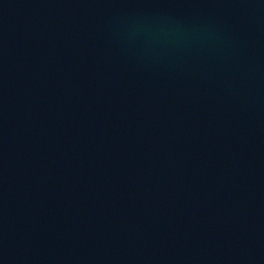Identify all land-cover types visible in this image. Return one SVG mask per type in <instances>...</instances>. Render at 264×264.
Segmentation results:
<instances>
[{"label":"water","instance_id":"water-1","mask_svg":"<svg viewBox=\"0 0 264 264\" xmlns=\"http://www.w3.org/2000/svg\"><path fill=\"white\" fill-rule=\"evenodd\" d=\"M0 264H264V0H0Z\"/></svg>","mask_w":264,"mask_h":264}]
</instances>
